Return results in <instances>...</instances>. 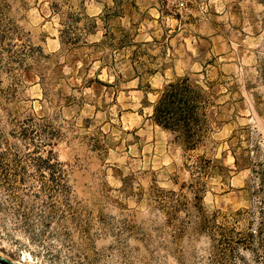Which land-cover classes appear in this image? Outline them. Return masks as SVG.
Listing matches in <instances>:
<instances>
[{
    "label": "rangeland",
    "instance_id": "rangeland-1",
    "mask_svg": "<svg viewBox=\"0 0 264 264\" xmlns=\"http://www.w3.org/2000/svg\"><path fill=\"white\" fill-rule=\"evenodd\" d=\"M184 76L194 150L152 119ZM0 257L264 264V0H0Z\"/></svg>",
    "mask_w": 264,
    "mask_h": 264
},
{
    "label": "trees",
    "instance_id": "trees-1",
    "mask_svg": "<svg viewBox=\"0 0 264 264\" xmlns=\"http://www.w3.org/2000/svg\"><path fill=\"white\" fill-rule=\"evenodd\" d=\"M205 104L200 86L188 76L176 78L160 90L153 104L152 119L173 134L184 149L194 150L202 141L206 128ZM243 244L246 245V240Z\"/></svg>",
    "mask_w": 264,
    "mask_h": 264
},
{
    "label": "water",
    "instance_id": "water-1",
    "mask_svg": "<svg viewBox=\"0 0 264 264\" xmlns=\"http://www.w3.org/2000/svg\"><path fill=\"white\" fill-rule=\"evenodd\" d=\"M0 264H14V263H11L7 261L6 259L0 257Z\"/></svg>",
    "mask_w": 264,
    "mask_h": 264
},
{
    "label": "bare ground",
    "instance_id": "bare-ground-1",
    "mask_svg": "<svg viewBox=\"0 0 264 264\" xmlns=\"http://www.w3.org/2000/svg\"><path fill=\"white\" fill-rule=\"evenodd\" d=\"M28 258H31L30 255H28ZM24 260H25V257L22 258V261H24Z\"/></svg>",
    "mask_w": 264,
    "mask_h": 264
}]
</instances>
